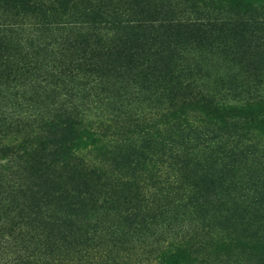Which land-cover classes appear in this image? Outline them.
<instances>
[{
    "label": "rangeland",
    "instance_id": "1",
    "mask_svg": "<svg viewBox=\"0 0 264 264\" xmlns=\"http://www.w3.org/2000/svg\"><path fill=\"white\" fill-rule=\"evenodd\" d=\"M19 1L0 0V25L20 23L28 37L39 38L35 21L51 11L60 13L63 16L54 18L53 24L63 33L52 37L57 43L70 41L71 28L90 21L80 15L97 14V28L107 26L113 33L145 39L158 36L167 25L206 13L224 18L223 9L230 15L239 6L233 4L249 5L264 21V0H36L43 7L24 11ZM142 10L147 11L144 16L135 14ZM142 20L150 21L149 26L138 27L145 23ZM60 23L66 24L67 33ZM190 43L177 46L176 64L186 69L195 95L211 96L208 102L215 109L208 112L202 110L208 105L197 99L184 109L179 100L161 107L154 101L140 103L149 97L145 88L152 79L142 78L145 60L134 56L121 68H116L120 63L110 67L118 70L111 79L114 87L100 86L105 79L97 74L77 72L76 82L61 81L56 94L50 79H15L0 68V264H264V237L252 236L250 218L236 215L227 222L226 212L210 216L198 212L193 180L176 174L179 166L168 159L170 142L177 137L174 132L188 142V152L209 155L212 146L202 147L203 137L220 135L217 127L222 120L240 123L246 103L229 86L212 80L216 72L238 70L208 54L204 44ZM244 44L249 45L248 38ZM53 58L59 60L54 52ZM43 63L50 65L47 58ZM194 67L209 79L195 75ZM92 86L96 90L88 91ZM106 88L121 92V102L114 105ZM255 94L264 99V80ZM69 109L76 118L65 136L61 129L66 124L60 125V118L54 128H42L51 116ZM251 113L264 121V105ZM244 129L252 133L251 127ZM195 134L201 141L193 140ZM32 158L47 170L48 180L60 177L70 184L73 200L67 203L77 205L59 209L53 188L47 191L36 178V166L30 168ZM156 171L158 176L167 174L162 178L170 177L165 185L150 180Z\"/></svg>",
    "mask_w": 264,
    "mask_h": 264
},
{
    "label": "trees",
    "instance_id": "2",
    "mask_svg": "<svg viewBox=\"0 0 264 264\" xmlns=\"http://www.w3.org/2000/svg\"><path fill=\"white\" fill-rule=\"evenodd\" d=\"M19 4L18 7L22 11L37 10L39 9L37 5L40 8L43 7V3L36 0H20ZM234 5L239 6L235 7V11H229L230 15L225 9L222 10L220 16L227 15L224 18H219L213 13H206L193 21L167 25L158 36L149 39H145L144 35L126 36L123 32L113 33L107 26L97 28L94 22L97 14L80 15L79 18L83 16L90 21L75 25L71 28L72 39L70 41L65 39L58 43L52 37L63 33L53 26L54 18L60 20L63 15L53 14L51 11L41 17L39 23L35 21L37 28L34 32L39 34V38L28 37L24 29L20 28V23L10 24L12 28L8 27L9 24L6 26L8 28L0 25V68H4L7 76L13 75L15 79L22 76H27L29 80L30 76H36L34 81L39 80V82L50 79L55 89L52 93L56 94L57 85L61 81L66 80L69 84L76 82L74 75L77 72L97 74V78L105 79L99 82L100 86L109 85L113 75L118 72L110 67L120 63L116 68H121L123 66L121 64L126 65V58L134 56L145 60L146 64L143 65L146 66V73L142 75V78L146 81L147 78L152 79V81L148 80L150 85L145 88L146 92H149V97L144 98L140 103L152 104L154 101L157 107H161L163 102L171 105L179 100V105L181 104L179 108L184 109L189 108L186 104L190 106L191 102L197 99L209 106L202 109L208 112L210 109H215L208 102L211 96L201 93L195 95L193 83L186 78V69L176 64V48L180 43L191 42L190 44L195 46L204 44L208 54L218 56L219 60L232 64L233 69L238 70L233 74L216 72L214 75L217 77L212 80L216 84L229 86L232 92L240 96V100L246 101L242 108L244 109L242 121L227 123L218 119L217 123L220 121L221 127L218 126L217 130L220 135L212 138L203 137L202 147L212 146L207 156L188 152L189 149L185 146L188 142L183 143L181 134L174 132L177 137L170 142L168 159L179 166L175 171L176 174L181 175L182 178L189 175V178L193 180L191 186L197 201L194 208L198 212L201 211L207 216L226 212L227 222L236 215L239 219L241 215L248 216L251 220L250 227L255 230L252 236L264 237V140L256 141L259 136L264 138V121L259 122L257 119L259 116L251 113L252 108L261 109L264 105V99L260 98V95H252L264 80V21L263 18L256 16L255 9H250L249 5L240 3L233 4L231 7ZM146 13L147 11L142 10L135 14L142 17ZM142 21L145 23L138 27L149 26L150 21ZM105 22L111 24V22ZM64 25L66 24L60 23L61 30L67 33ZM30 35L32 36L33 33ZM245 38L249 39V45L244 44ZM45 40H49L50 43L47 44ZM53 52L58 55L59 60L51 59ZM46 58L49 59V66L43 63ZM211 69L216 71L214 66H211ZM193 70L195 75H202L209 79L201 74L200 69L194 67ZM121 78L119 76V79ZM86 84L88 83L83 84L82 88H85ZM94 86L97 87V84ZM111 86L114 87V84ZM150 87L153 89L150 90ZM94 90L96 89L93 86L88 88V91ZM104 91L112 94V99L115 100L114 105L121 102V92L109 88ZM71 112L74 111L69 109L57 115L58 117L51 116V121L45 119L47 126L42 128H54L55 121L60 118L62 120L60 125L66 124V128L61 129L62 135L65 136L74 126L76 117ZM213 112L215 111L212 110L211 114ZM233 112L225 114H233ZM249 127L252 128V133L244 129ZM179 137L180 140H178ZM42 138L44 137H40ZM201 138L195 134L193 140L199 142ZM176 145L179 148L175 147ZM33 166H36L35 173H39L36 178L39 181L41 179L44 188L47 191L53 188L56 193L54 202L60 210L77 205V203H67L68 199L73 200L70 193L73 188H70L69 183L63 182L60 177H56L55 181L48 180L49 173L46 169H42V164L36 158L30 161L32 170ZM159 172L156 171L150 180H154L153 184L165 185L170 177L162 178L167 174L158 176ZM72 226L69 225V227Z\"/></svg>",
    "mask_w": 264,
    "mask_h": 264
}]
</instances>
